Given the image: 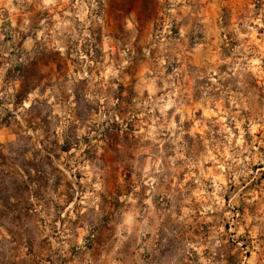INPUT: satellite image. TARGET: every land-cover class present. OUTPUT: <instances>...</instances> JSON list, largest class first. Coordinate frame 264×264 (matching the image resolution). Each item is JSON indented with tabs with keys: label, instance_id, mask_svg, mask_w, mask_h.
Returning a JSON list of instances; mask_svg holds the SVG:
<instances>
[{
	"label": "clouds",
	"instance_id": "9594fccd",
	"mask_svg": "<svg viewBox=\"0 0 264 264\" xmlns=\"http://www.w3.org/2000/svg\"><path fill=\"white\" fill-rule=\"evenodd\" d=\"M261 136L264 0H0V264H264Z\"/></svg>",
	"mask_w": 264,
	"mask_h": 264
},
{
	"label": "rangeland",
	"instance_id": "374dc122",
	"mask_svg": "<svg viewBox=\"0 0 264 264\" xmlns=\"http://www.w3.org/2000/svg\"><path fill=\"white\" fill-rule=\"evenodd\" d=\"M230 3H232V4H238V3H239V0H230ZM221 11L223 12L224 9H221ZM157 15H159V13H157ZM153 27H154V25H153L152 23H150V24L147 26L146 31L150 30V29L153 28ZM148 34H150V31H148ZM212 43L215 44V39H214V38H213ZM225 47H227V45H225ZM192 59H193V61L195 62V58L193 57ZM64 66H65V69H66V70H68V71L71 70V62H70V61H65V62H64ZM52 69H53V71H55V66H52ZM257 86H259V84H257ZM121 87L123 88L124 86L121 85ZM261 139H264V136H261ZM261 150L264 151V148H262ZM63 151L66 152V151H69V150H68V149H64ZM62 154H63V152H59V154L57 155V159H59V158H60V155H62ZM108 155L110 156L111 154L109 153ZM106 158H107V157H106ZM119 172H120V170L117 169V170H116L117 178L119 177ZM261 183H264V178L261 179ZM240 211H243V208H241ZM212 227H215V224H213ZM230 227H231V225H225L226 230H227L228 228H230ZM209 230H210V229H209ZM230 243L233 244V251H235V242L230 241Z\"/></svg>",
	"mask_w": 264,
	"mask_h": 264
}]
</instances>
